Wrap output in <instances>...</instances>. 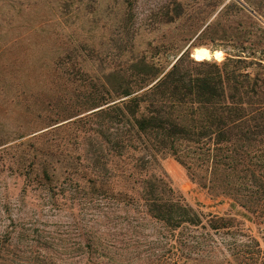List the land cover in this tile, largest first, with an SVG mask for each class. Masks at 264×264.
Returning <instances> with one entry per match:
<instances>
[{
	"label": "rangeland",
	"instance_id": "1",
	"mask_svg": "<svg viewBox=\"0 0 264 264\" xmlns=\"http://www.w3.org/2000/svg\"><path fill=\"white\" fill-rule=\"evenodd\" d=\"M206 47L209 65L241 59L264 82V0H0V264H264V145L211 171L210 153L189 171L166 152L136 168V138L121 156L100 148L92 112L139 83L140 60L162 74L186 52L194 74ZM92 166L113 198L91 193ZM152 174L199 225L145 213Z\"/></svg>",
	"mask_w": 264,
	"mask_h": 264
},
{
	"label": "trees",
	"instance_id": "2",
	"mask_svg": "<svg viewBox=\"0 0 264 264\" xmlns=\"http://www.w3.org/2000/svg\"><path fill=\"white\" fill-rule=\"evenodd\" d=\"M201 52L196 49L194 60L190 59L199 67L194 74L184 69L186 52L162 74L139 61L140 68L132 73L139 83L126 82L118 93L121 100L92 112L104 116V130L97 131L104 134L100 142L104 155L121 156L124 146L132 148L130 142L136 138L144 144L136 168L151 167L166 152L190 171L191 164H202L204 153H210L211 171L216 164L234 167L227 152L243 158L248 150L264 145V82L239 68L241 59L228 57L209 65ZM131 131L134 137L127 138ZM180 144L185 145L182 150ZM42 174L48 177L44 168ZM88 174L92 194L113 198L105 190L106 178L99 167L92 166ZM138 198L145 213L168 230L180 232L184 224L201 223L198 211L176 196L159 175L143 182ZM220 221L214 220L217 224L211 228L223 227Z\"/></svg>",
	"mask_w": 264,
	"mask_h": 264
},
{
	"label": "bare ground",
	"instance_id": "3",
	"mask_svg": "<svg viewBox=\"0 0 264 264\" xmlns=\"http://www.w3.org/2000/svg\"><path fill=\"white\" fill-rule=\"evenodd\" d=\"M210 55V50L206 47L202 50V56L207 57Z\"/></svg>",
	"mask_w": 264,
	"mask_h": 264
}]
</instances>
